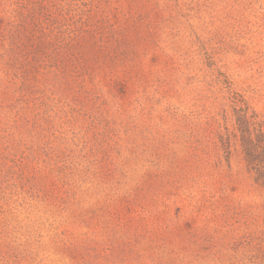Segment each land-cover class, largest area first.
Segmentation results:
<instances>
[{
	"label": "rangeland",
	"instance_id": "obj_1",
	"mask_svg": "<svg viewBox=\"0 0 264 264\" xmlns=\"http://www.w3.org/2000/svg\"><path fill=\"white\" fill-rule=\"evenodd\" d=\"M0 264H264V0H0Z\"/></svg>",
	"mask_w": 264,
	"mask_h": 264
}]
</instances>
